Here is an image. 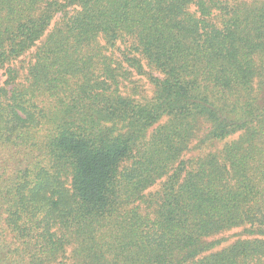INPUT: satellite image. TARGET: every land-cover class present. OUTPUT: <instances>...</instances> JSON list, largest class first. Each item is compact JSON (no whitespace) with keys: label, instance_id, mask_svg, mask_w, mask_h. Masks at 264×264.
Masks as SVG:
<instances>
[{"label":"trees","instance_id":"16d2710c","mask_svg":"<svg viewBox=\"0 0 264 264\" xmlns=\"http://www.w3.org/2000/svg\"><path fill=\"white\" fill-rule=\"evenodd\" d=\"M3 70L0 264H264V0H0Z\"/></svg>","mask_w":264,"mask_h":264},{"label":"rangeland","instance_id":"374dc122","mask_svg":"<svg viewBox=\"0 0 264 264\" xmlns=\"http://www.w3.org/2000/svg\"><path fill=\"white\" fill-rule=\"evenodd\" d=\"M59 20V16L53 21L51 29L55 26L56 22ZM32 53L33 52H28L26 55L22 56L21 58L18 59V61L13 63V67L18 69L21 73V75H24V73L26 72V68L28 67V65L30 64L31 60H32ZM145 63V62H144ZM20 79H22L20 77ZM134 82L137 81V83L139 85H141V89L140 92L141 93H150V91H152V86L149 84L148 80L143 77V76H139L137 75L134 78ZM8 81V76L6 74V71L3 70L0 72V88L5 86L6 83ZM218 147H222L221 145H218ZM242 233V229H234L226 234H223L222 237H227L230 238V240L225 243L223 245V247L225 246H229L231 245L233 242H235L236 240H238L239 238H242V236H240V234Z\"/></svg>","mask_w":264,"mask_h":264}]
</instances>
